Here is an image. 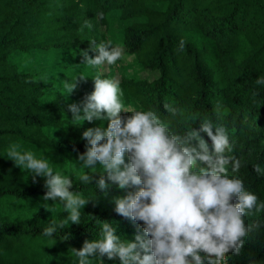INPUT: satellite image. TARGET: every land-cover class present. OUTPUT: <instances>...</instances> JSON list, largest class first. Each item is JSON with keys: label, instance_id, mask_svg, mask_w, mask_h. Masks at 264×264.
<instances>
[{"label": "trees", "instance_id": "trees-1", "mask_svg": "<svg viewBox=\"0 0 264 264\" xmlns=\"http://www.w3.org/2000/svg\"><path fill=\"white\" fill-rule=\"evenodd\" d=\"M85 20L93 26L81 31ZM111 20L123 25L119 45L124 56L117 62L132 58L141 70L154 74L149 80L119 70L125 107L154 110L180 131L191 125L198 129L204 119L225 126L233 146L226 154L243 164L239 173L229 169V175H237L258 203L264 202V85L256 84L264 78V0H0V264H78L71 249L99 239L100 222L116 227L122 241L134 242L137 228L142 232V222L133 224L114 211L113 197L127 190L112 185L105 196L96 186L99 164L95 173L80 167L78 156L87 143L83 132L106 128L108 121L75 126L68 105L82 100L74 93L66 97L58 79L48 94L38 73L11 62L13 54L31 51L79 55L89 49L90 40L108 41L98 29ZM166 103L182 114L173 117ZM12 144L37 158L48 157L54 171L73 180L70 191L95 195V206L89 203L81 210L80 224L70 222L51 238L41 234L52 219L62 221L67 213L62 202L43 200L45 178L34 181L30 171L7 157ZM257 163L260 174L253 169ZM83 171L93 176L90 184L79 180ZM245 220L260 227L240 255L228 254V264H264V211ZM89 259L90 264H120L106 256Z\"/></svg>", "mask_w": 264, "mask_h": 264}, {"label": "clouds", "instance_id": "clouds-1", "mask_svg": "<svg viewBox=\"0 0 264 264\" xmlns=\"http://www.w3.org/2000/svg\"><path fill=\"white\" fill-rule=\"evenodd\" d=\"M92 26L85 20L81 31ZM89 42V49L79 52V64L102 69L124 56L123 48L113 46L111 40ZM184 43L181 40V51ZM89 52L97 54L93 57ZM87 79L80 75L65 83L66 97ZM91 79L94 90L81 102L68 105L72 123L78 127L84 121L107 120L108 124L83 132L87 143L86 151L78 156L80 167L95 173L99 164L96 186L105 196L112 185L127 190L126 195L113 197L114 211L133 224L142 222V232L137 228L134 242L122 241L116 227L98 220L102 225L100 238L85 240L79 250L71 249L78 264H90V257L102 261L105 256L108 260L118 258L120 264H228L229 253L240 255L249 236L260 227L246 223L245 218L264 211V202L258 203V197L245 189L237 175H229V169L239 173L243 164L241 158L226 154L233 151L227 128L204 119L198 129L191 125L180 131L154 110L126 108L118 79L104 78L102 71ZM256 84L264 85V78H257ZM257 95L252 93L253 98ZM164 108L173 117L182 114L167 103ZM6 155L16 166L30 171L34 181L45 178V202L63 204L66 218L59 222L52 219L43 236L51 238L70 222L80 224L81 210L89 203L95 206V195L84 197L70 191L73 180L54 171L48 157L37 158L32 151H22L19 144L10 145ZM253 169L257 174L262 171L258 163ZM79 180L87 185L93 176L83 171Z\"/></svg>", "mask_w": 264, "mask_h": 264}, {"label": "rangeland", "instance_id": "rangeland-1", "mask_svg": "<svg viewBox=\"0 0 264 264\" xmlns=\"http://www.w3.org/2000/svg\"><path fill=\"white\" fill-rule=\"evenodd\" d=\"M122 26L123 25H120L119 22L111 20L107 27H100L98 31L104 39L111 40L115 46L121 47L119 42ZM80 61V55H77V53H74L73 51H69L67 54H64L62 51H31L26 55H19L15 53L11 57V62L15 63L19 69H24L25 71L31 73H38L37 76L39 80L44 83V88L50 95L53 92V88L56 87L54 85V81H57V79L59 81V85L64 87L65 83L74 82L78 76H86L88 78L86 82L80 81L77 90L74 91V94L81 100H83L86 94H90L92 92L90 87L94 86V81L91 78L95 76L97 71H102L103 75H106L108 78H116L119 81V70H124V73L128 77H147L149 80L154 77V74L147 73L136 66L132 58H127L122 63L117 62L114 65H105L102 69H94L89 66L79 64ZM70 68H76V70ZM49 84H53V87H48ZM126 108L130 111L139 110L136 104H130ZM122 114L130 115V113L123 112Z\"/></svg>", "mask_w": 264, "mask_h": 264}]
</instances>
